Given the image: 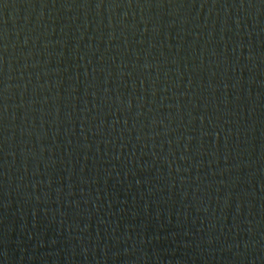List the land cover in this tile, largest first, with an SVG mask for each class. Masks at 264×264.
Here are the masks:
<instances>
[{
  "label": "water",
  "instance_id": "95a60500",
  "mask_svg": "<svg viewBox=\"0 0 264 264\" xmlns=\"http://www.w3.org/2000/svg\"><path fill=\"white\" fill-rule=\"evenodd\" d=\"M0 264H264V0H0Z\"/></svg>",
  "mask_w": 264,
  "mask_h": 264
}]
</instances>
